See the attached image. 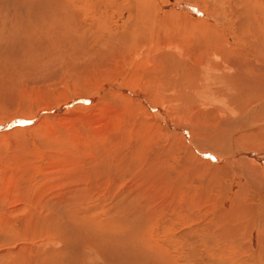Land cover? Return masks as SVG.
Here are the masks:
<instances>
[{
    "label": "bare ground",
    "instance_id": "bare-ground-1",
    "mask_svg": "<svg viewBox=\"0 0 264 264\" xmlns=\"http://www.w3.org/2000/svg\"><path fill=\"white\" fill-rule=\"evenodd\" d=\"M38 1L31 3L36 11L27 21L32 32L27 39L37 44L40 35H51V53L64 62L76 50L78 63L70 59L65 66L72 74H83L76 69L92 58L98 61L93 72L110 70L116 62L128 73L139 59L133 75L141 91L130 98L141 112L126 116L116 156H100L96 169L101 183L104 174L135 171L141 161V210L126 207L123 198L134 193L127 190L106 205L101 222L136 225L131 219L139 218L141 250L152 264H264V0H173L160 7L159 0H52L43 7L45 14ZM102 30L112 34L99 37ZM114 80L106 89H120V79ZM0 81L12 88L10 79ZM106 89L84 102L95 103ZM0 96V101L11 97L1 88ZM80 98L74 96L68 107ZM61 107L55 109L71 110ZM17 122L25 121H0V130ZM5 145L10 151L9 140ZM45 147L31 145L27 153L35 159ZM2 158L20 159L4 151L0 164ZM36 180L44 189L31 193L30 184L22 182L25 209L15 206L26 219L0 206V253L5 250L0 259H7L0 264H30L28 253L41 250L35 245L51 243L38 239L56 237L29 235L53 226L61 210L57 196L63 201L74 195L71 204L85 197L78 186L62 193L67 189L62 179ZM104 204L96 201L98 208ZM15 220L29 226L7 231ZM51 244L59 245L58 239ZM9 257H15L13 263Z\"/></svg>",
    "mask_w": 264,
    "mask_h": 264
},
{
    "label": "rangeland",
    "instance_id": "rangeland-1",
    "mask_svg": "<svg viewBox=\"0 0 264 264\" xmlns=\"http://www.w3.org/2000/svg\"><path fill=\"white\" fill-rule=\"evenodd\" d=\"M32 1L0 0V78L1 80L8 78L12 82V88H7L11 86H3V82L0 81L1 92L7 91L11 96L5 101H0V121L29 122H17L10 126L11 128L0 130V152H15L20 158L11 160L2 158L0 198L4 200H0V206L12 210V215L20 220L26 219L22 216L24 213L15 210V206L18 205H20L18 208L25 209L22 206L26 204V196H22V182L27 181L31 186V193H34L38 188L44 189L36 178L50 175L54 180L62 179V187L67 188L62 193L78 186L85 197H78V201L71 204L74 195L68 193L63 197V201L61 196H57L61 210L54 217L53 226L50 229L41 228L39 233L31 234L29 237L54 232L55 238L38 239V242L49 240L54 243V239H58L57 246L60 250L55 251L58 247L51 243L46 246L35 245L41 250L35 248L36 254L28 253L30 264H152V259L141 250L139 218L131 219L136 225L122 226L101 222L102 215L106 213V205L116 195L121 196L127 190L134 193L123 198L129 203L126 207L130 211L141 210V185L137 180L141 177V161L138 162L135 171L126 173L121 169H115L116 174L113 177L104 174L105 178L101 183L97 180L96 169L100 156L104 154L116 156L117 147L120 145L118 136L126 116L130 114L133 119V115L141 112V107L136 106L134 99L130 98V95L137 93L139 89L141 91L138 78L133 75L139 59L128 73L122 72V68H119L116 62L110 70L98 69L97 71L101 73L93 72L98 61L92 58L89 59V66L81 65L76 69L83 70V74L79 72L72 74L65 66L70 63V59L78 60L76 50L70 51L71 58L66 57L64 62L58 55L51 53L53 42L48 39L52 37L51 35L47 39L40 35L37 44H32L27 39L28 34L32 35L31 26L27 21L36 11L31 8ZM159 2L160 7L172 3L173 0ZM49 3L52 5L53 1L48 0L47 3L38 1L43 13V7ZM201 13L204 14L205 11ZM112 18L115 19L114 16ZM106 29L111 30L112 25L106 26ZM105 32L107 38L112 34L102 30L99 37ZM46 46L51 47L44 50ZM44 51H49L47 52L50 54L49 57L43 58ZM116 77L120 79L117 83L120 89H116L115 85L114 87L110 85L106 89V85L112 84ZM68 80L72 83L71 87L67 84ZM104 88L106 91L101 93L100 100L92 104L84 102L99 94ZM142 92L152 98L149 89L144 85ZM77 95L81 97L80 100L68 107L74 101L73 97ZM106 96L110 101L104 100ZM117 100H120L119 105ZM60 107L71 110L55 109ZM8 140L11 143L10 151L5 147ZM35 144L40 147L39 151L42 146L46 147L40 157L31 159L27 152L31 145ZM53 187L55 188L54 185ZM54 193L57 195V192ZM55 195L49 196V203L55 200ZM101 199L105 203L104 209L96 206V201L101 202ZM46 224L51 225V222ZM28 226L26 221L21 226L15 220L11 228L5 229L15 231ZM41 251L52 253L44 257L40 256ZM4 252L5 250L1 251ZM14 258L9 257V262L13 263ZM0 261L6 262L7 259Z\"/></svg>",
    "mask_w": 264,
    "mask_h": 264
},
{
    "label": "snow or ice",
    "instance_id": "snow-or-ice-1",
    "mask_svg": "<svg viewBox=\"0 0 264 264\" xmlns=\"http://www.w3.org/2000/svg\"><path fill=\"white\" fill-rule=\"evenodd\" d=\"M24 123H29L28 121H25Z\"/></svg>",
    "mask_w": 264,
    "mask_h": 264
}]
</instances>
